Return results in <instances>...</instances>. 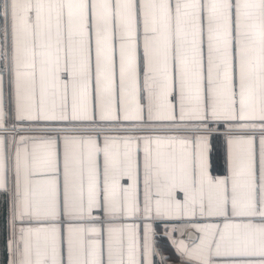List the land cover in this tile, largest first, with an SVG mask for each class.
<instances>
[{
	"label": "snow or ice",
	"instance_id": "obj_1",
	"mask_svg": "<svg viewBox=\"0 0 264 264\" xmlns=\"http://www.w3.org/2000/svg\"><path fill=\"white\" fill-rule=\"evenodd\" d=\"M0 264H264V0H0Z\"/></svg>",
	"mask_w": 264,
	"mask_h": 264
}]
</instances>
